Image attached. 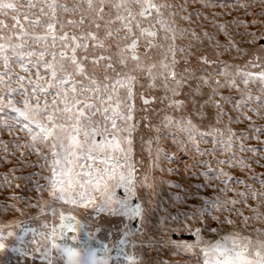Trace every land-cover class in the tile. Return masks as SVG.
Masks as SVG:
<instances>
[{
    "label": "snow or ice",
    "instance_id": "6c2138e0",
    "mask_svg": "<svg viewBox=\"0 0 264 264\" xmlns=\"http://www.w3.org/2000/svg\"><path fill=\"white\" fill-rule=\"evenodd\" d=\"M0 169V255L264 264V0H0Z\"/></svg>",
    "mask_w": 264,
    "mask_h": 264
},
{
    "label": "rangeland",
    "instance_id": "374dc122",
    "mask_svg": "<svg viewBox=\"0 0 264 264\" xmlns=\"http://www.w3.org/2000/svg\"><path fill=\"white\" fill-rule=\"evenodd\" d=\"M137 104L139 106V101H137ZM141 158L140 156V148H139V143L137 142V160H139ZM33 159H35L33 157ZM143 167L146 168L148 166V158L147 155L145 154L143 156ZM168 165H165V167H167ZM171 167L177 168L178 169V173L174 176L171 177H165L167 179H172L175 180L176 182H179L181 184H186L188 182V177L185 176L183 174V164H173L171 165ZM0 171H3V169H0ZM157 176H160V173H156ZM194 183V181H193ZM173 191H170L168 189V187L165 185L162 187V189L160 190V195L159 197H157V200L160 202L161 207H169V202H170V197L173 195ZM66 207V206H65ZM170 210H172L170 208ZM91 211V210H89ZM37 212L35 209H31L28 212V215H36ZM76 214L78 216H80L81 218H84L86 216V213L83 210H76ZM12 217H7V219H11ZM3 218H0V222H2ZM42 219H49L50 217H43ZM99 223H101L102 227L105 229V231L111 230V231H115V225L117 223L116 220L113 219V222L111 224V226L108 223V219L107 218H103L99 221ZM31 227H36L39 228L40 223L39 221H34L30 224ZM103 236V233L101 234V237ZM209 239H211L212 237L209 236ZM173 239H184V240H191L193 239L190 235H188L187 233H185L182 237L181 236H173ZM162 257L165 259H170L173 261H179L180 264H193V261L190 260V258L188 256H171L170 253H163ZM7 260V264H41V261L39 258L33 260L31 258H26V257H20L17 254L14 253H8L6 256L5 255H0V264H3V262Z\"/></svg>",
    "mask_w": 264,
    "mask_h": 264
}]
</instances>
